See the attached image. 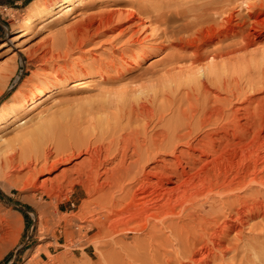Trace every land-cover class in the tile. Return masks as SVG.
<instances>
[{
  "label": "bare ground",
  "instance_id": "1",
  "mask_svg": "<svg viewBox=\"0 0 264 264\" xmlns=\"http://www.w3.org/2000/svg\"><path fill=\"white\" fill-rule=\"evenodd\" d=\"M80 1L50 0L36 11L39 0H31L28 4L34 6V13L31 10L15 32L27 34L34 16L41 13L51 23L56 12L64 16ZM230 1L199 4L198 9H159L151 14L132 7L127 18L132 26L120 31H130L122 45L104 57L95 52L98 46L90 47L92 53L81 57L77 65L85 67L88 62L94 70L73 79V85L83 87L92 77L106 78L105 70L113 69L117 60L131 59L129 64L138 70L129 74L131 84L115 106L97 103L87 125H83L82 114L35 121L18 134L16 143L0 147V172L14 185L41 190L40 199L68 192L76 184L88 195L96 194L82 199L83 215L95 205L99 216L90 218L89 224L76 225L77 233L68 230L71 217L64 221L68 247L86 253L94 244L102 264H264V95L256 96L264 93V75L247 84L242 80L244 88L242 78L228 72L236 68V63L231 67L233 53L246 48L253 31L262 29L264 17L259 15L264 10L247 0L248 12L237 16L232 7L237 3ZM123 13L119 11V16ZM112 22L109 17L84 25L67 38V48L54 55V64L59 66L57 60L66 59L75 41L79 51H84L87 43L97 45L101 41L97 37L124 25L110 26ZM234 36L240 38L237 43H231ZM49 52L44 50L36 59L49 61ZM160 53L149 69L140 68ZM138 57L141 61L136 64L132 60ZM58 76L60 81L66 79ZM215 87L227 94L221 97V89L218 92ZM46 91L40 87L24 107L38 105ZM246 99L252 109H246L243 122L236 102ZM171 112L177 116L169 122ZM180 144L186 147L179 148ZM209 144L215 147L204 146ZM80 154L84 156L68 169L38 182V173L58 169L60 163ZM182 154L188 157L183 160ZM24 170L27 178H23ZM46 209L40 206L41 235L46 229ZM2 220L0 211V228ZM95 225L98 230L91 233ZM140 234L144 238H138ZM54 240L59 242L57 236ZM53 246L48 244L45 249L50 251Z\"/></svg>",
  "mask_w": 264,
  "mask_h": 264
},
{
  "label": "rangeland",
  "instance_id": "2",
  "mask_svg": "<svg viewBox=\"0 0 264 264\" xmlns=\"http://www.w3.org/2000/svg\"><path fill=\"white\" fill-rule=\"evenodd\" d=\"M48 1L50 0H39V2H37L38 9L35 7L36 11L43 10ZM216 1L218 0H81L73 10L67 11L64 16L59 15L60 11L56 12V18L51 23H47L42 13L40 16L39 14L34 16L35 23L30 27L28 33L25 35H18L21 31L15 32V28L21 24L28 14L30 15V13H34V6L29 5V2L24 0H0L1 149L3 145L5 147L8 144L13 145L14 141L16 143V141H18V134L21 131L31 128L32 125H35L37 122L50 120L51 118L57 119V117L62 118L72 114H82L83 125H87L89 123L88 119L95 115L94 110L96 107L94 106H97L100 101L110 102L115 106L119 96L121 98L123 90L127 89V85L131 84L129 74L138 70L129 64L131 59L119 62H117V60L113 68L114 70L111 69L108 72L105 70L104 73L106 74V78L92 77L89 83L83 87L81 85H73V79L76 74V77L78 78V76L86 73L87 70H94L90 69L88 62L86 63V66L84 65L85 67H78L77 65V61L81 59V57H85V54L92 53L90 47L98 46V49H96L95 52H97L100 57H104L116 46L122 45V40L130 34V31H127L129 33L126 34H121L120 31L121 28L132 26L133 24L130 20H127L130 16L129 13L132 7L140 8L141 10L147 9L149 10V13L144 14H151L156 13L159 9L178 10L188 7L198 9L199 4L202 6H210V4L212 5ZM244 1L247 0H242V4L241 0L238 2L237 0L230 1L232 5L237 3L235 6L231 5L234 7V10L237 9L235 11L237 16H242L248 12V7H246L247 4ZM249 1L254 2L258 5L256 7H261L264 10V0H255L256 2L254 0H248V2ZM256 7L254 10L257 9ZM63 10L65 9H62V11ZM121 10H125V13L121 14L122 16H119V11ZM259 16L264 17V13H260ZM109 17L113 19L110 26L117 27L121 25V23H124V25H121V27L119 26L120 28L118 29L116 28L108 31L107 34H103L101 37H97V40H101L97 45H95L94 42L87 43L84 46L87 50L84 48V51H79L80 48L78 49L77 41H75L66 59H59L60 61L57 60L60 62L59 66L54 64L56 60L54 55L66 50L68 37L77 33L79 29H84L91 20H106V18ZM144 28L147 29V27ZM144 28H142L140 32L143 33V30L145 31ZM151 28L152 26L148 27L147 33L151 32ZM253 33L254 35L251 39V43L244 48L245 50L240 49L233 53L231 67L235 65L236 68H239L236 69L234 67L236 70L234 68V70H232L229 66L230 70H228L233 77L236 75L238 79H240V77L242 78L239 80L241 81V85H243V82L245 81H247L246 84L251 83V81L258 79L259 76L261 77L264 75V69H260L259 67H264V25L260 32L254 30ZM238 40H240V38L237 39V37L234 36L231 43H237ZM100 44L101 46H99ZM48 49L51 50L48 54V56H50L49 61L44 62L43 60L36 59L37 56L44 53V50L47 51ZM162 54L153 55L147 62H143L144 65H141L140 68L145 69L147 67L149 69L151 64L157 61ZM241 55H243V58ZM132 61L138 64L141 61V57ZM234 63L239 66H236ZM57 66L59 67L58 70H56ZM257 70H259L260 73H258ZM247 71L249 73H247ZM254 72L255 75H253ZM250 73L253 74L251 75ZM58 75H63L66 79L60 81ZM241 75L243 77L248 76L243 78ZM218 83L222 84L219 81ZM246 84L241 87L245 88ZM40 87L47 89L44 98H42L38 105L32 108L24 107L25 101L31 100ZM164 89L167 90L168 86ZM213 89L216 91L220 90L222 93H220L221 97L227 94L225 91L223 92L224 89L222 90L221 87H215ZM263 95L264 93H258L256 96ZM242 101L236 102V105L240 106L239 111L241 114L238 111L240 117L245 114L247 108L252 109V107L249 106V101L247 99L246 101ZM256 102L257 101L254 97L253 103L256 104ZM186 104L187 101H184L183 105L185 106ZM254 104H252V106H254ZM176 116L177 115L174 114V112H171L168 115V117H170L169 122L173 121ZM240 117L239 119L244 122V115L243 118ZM126 120L127 118L124 119V122ZM230 137L232 138L231 135ZM184 146L185 145L180 144L179 148H183ZM204 146L207 148L215 147V145L211 144ZM83 156L84 154H80L70 162L60 163L58 169H52L51 172L45 171L38 173V176L36 177L38 178V182H41L42 179L48 176L52 177L60 174L63 168L68 169L72 163L76 160H80ZM163 156L167 159L174 158L173 155L170 154H163ZM187 157L188 154L181 155L183 160ZM25 172L26 170L22 173L24 176L23 178L28 177ZM37 185H39V183ZM38 191L41 190L32 186L24 189L20 186L14 185L10 178H7L4 173L0 172V211L3 213L4 217V220H2L3 228H0V264H48L49 262V264H54L55 262H57L56 264H64L63 262H65V264H102V256L96 250L94 244H90L86 249V253L88 254L80 248H70L66 245V222H64L71 217L73 219V224L68 230L77 233L79 229L76 228V225L79 223L83 225L89 224L90 218L99 216V209L95 208V205L90 207L87 216L83 215L86 214V212L83 211L84 206L82 201L85 200V198H94L96 194L88 195L85 188L79 184L74 185L73 189H70L68 192L67 190H62L61 193L55 196H45L42 199L39 198L40 192ZM118 193L119 192H117V194ZM48 201H50V203H48ZM40 206L47 208V214L43 215V223H45L46 228L43 231V235L40 234V228L42 226L39 224ZM94 212L95 214H93ZM67 214L71 215L69 216ZM75 216L77 220L75 219ZM81 216H84V219L82 218L81 220ZM96 230H98L97 225H95L91 233ZM131 234L134 236L138 235L135 233ZM54 236L58 237V243L55 242ZM138 238H144V235L140 234ZM130 239H132V237H127L126 240ZM48 244H54V246L51 247L52 249H50L51 252L45 249V246ZM68 249L69 251H67ZM231 254L232 253H230V255L227 254L226 256L230 257ZM88 256H90V258Z\"/></svg>",
  "mask_w": 264,
  "mask_h": 264
},
{
  "label": "trees",
  "instance_id": "3",
  "mask_svg": "<svg viewBox=\"0 0 264 264\" xmlns=\"http://www.w3.org/2000/svg\"><path fill=\"white\" fill-rule=\"evenodd\" d=\"M24 1L29 2V0H24Z\"/></svg>",
  "mask_w": 264,
  "mask_h": 264
}]
</instances>
